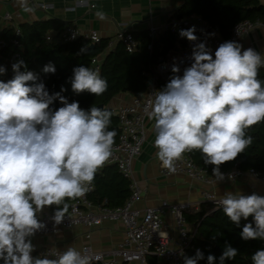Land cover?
<instances>
[{"label": "clouds", "instance_id": "1", "mask_svg": "<svg viewBox=\"0 0 264 264\" xmlns=\"http://www.w3.org/2000/svg\"><path fill=\"white\" fill-rule=\"evenodd\" d=\"M16 2L25 13L35 11L30 0ZM195 31V26L179 31L180 37L194 42L191 66L182 76L177 75L180 68L172 66V77L154 92L146 115L154 121L153 146L163 169L174 174L177 161L197 150L204 163L213 166L216 182H222L226 177L220 166L244 153L253 143L246 130L264 122V86L257 78L264 56L252 48L242 51L235 41L221 43L213 56L206 42L195 43ZM21 68L27 69L23 60L12 65V79L0 80V260L3 264H92L93 258L75 247L49 254L55 258H34L31 237L45 227L37 218L45 207L57 206L51 219L60 225L69 209L67 201L92 190L96 174L113 156L117 133L108 130L113 113L96 106L82 109L77 101L61 95L63 87L50 94L42 81L37 82V74ZM5 72L0 66V75ZM43 72L54 74L56 68L50 62ZM69 81L76 94L100 96L108 88L99 71L85 66L75 67ZM57 99L63 106L53 110L50 105ZM227 179H233L231 173ZM219 203L237 227L242 219L253 218L255 226L243 225V240H264V196L227 192ZM237 254L226 243L219 264ZM204 258L197 249L184 264H198ZM216 259L209 254L207 264H215ZM251 259L253 264H264V249Z\"/></svg>", "mask_w": 264, "mask_h": 264}, {"label": "trees", "instance_id": "2", "mask_svg": "<svg viewBox=\"0 0 264 264\" xmlns=\"http://www.w3.org/2000/svg\"><path fill=\"white\" fill-rule=\"evenodd\" d=\"M189 15L199 16L207 24L216 26L221 37L226 38L236 22L245 19L264 22V4L259 0H183L172 10L170 17ZM65 26H68L67 22L56 18L23 22L19 24V34L14 36L17 45L8 43V48L19 53L16 62L23 60L27 65V69L21 68V71L28 70L37 74V82L42 81L50 94L61 92L63 87L66 90L61 92V95L69 102L77 101L84 110H89L92 106L99 107L101 104L99 108L111 111L108 103L114 95L143 92L147 80L144 73L152 72L159 57L174 48L177 43L176 37L169 32L159 33L151 39L146 29L130 32L137 44L132 51H127L121 41H113L110 37H100L97 42H91L83 36L71 41H61L57 36ZM12 36V27L0 32V37L7 41ZM82 48L85 51L82 52ZM100 54L102 59L99 73L108 82L107 90L100 96L88 92L74 93L69 81L73 69L78 66L90 67L91 59ZM50 62L56 68L54 74L43 72L44 66ZM257 78L264 86V67L258 70ZM167 82L160 80L158 85L165 86ZM61 106L63 105L57 99L50 108L55 110ZM108 130L116 131V142L120 128L114 113ZM246 134L253 137L252 145L234 161L222 164L221 172H225L234 164L245 171L254 169L264 172V122L247 129ZM188 154L198 167L212 176L213 166L204 163L199 151L194 150ZM129 185L130 180L119 172L114 164H107L96 174L92 190L87 193V197L95 205L117 207L124 204L129 197ZM53 210L56 211L57 206ZM184 219L197 227L199 235L193 238L192 248L182 255L181 264H184L186 257H194L197 249L201 250L205 257L198 261V264H207L209 254L214 255L217 258L215 264H219V257L226 243L236 248L238 254L235 259L225 260V264H253V254L259 249H264V240L245 241L240 236L244 224L253 223L255 226L251 216L248 220L242 219L240 227H237L225 216L222 207H215L205 201L199 205L198 210L184 212ZM0 264H3L2 260ZM145 264H156L155 256L149 255Z\"/></svg>", "mask_w": 264, "mask_h": 264}, {"label": "built area", "instance_id": "3", "mask_svg": "<svg viewBox=\"0 0 264 264\" xmlns=\"http://www.w3.org/2000/svg\"><path fill=\"white\" fill-rule=\"evenodd\" d=\"M79 5L93 7L87 0H76L75 6ZM37 6L42 9H48L50 5L38 2ZM3 18L10 24L11 16L9 13H5ZM192 26H195V35L198 37L195 43L206 42V46L209 49H213L225 41H235L254 28L264 26V22L258 19H245L236 22L226 38L221 37L216 26L207 24L201 17L195 15L169 17L164 24L149 28L148 36L151 39L159 33L169 32L176 37L177 43L174 48L167 50L159 57L152 72L144 73L147 79L149 77L152 78L151 85L147 86L143 92L132 93L128 102L111 107V111L117 117L120 131L113 146V156L105 165L114 164L119 172L127 178L131 174L132 160L139 155L144 141L146 109L149 108L150 102L154 98V92L164 88V86H159L158 82L160 80H170L173 75L171 68L174 64L180 68V72L177 75L182 76L184 69L190 67L193 62L191 55L194 42H190L187 38H182L179 35L180 30H186ZM12 29L13 36L8 41L0 37V66L6 69L5 74L0 75V80L4 82L13 78L12 65L16 63L19 57L17 51L8 48V43L17 45V40L14 36L19 34V28L18 26H13ZM78 36L88 38L91 42H97L100 39V35L96 30L79 32L73 26L64 27L57 37L61 41H71ZM113 41H121L127 51L134 50L137 45L130 31L123 27L117 29ZM148 48H150V45H148ZM101 59V54L93 57L89 68L99 71ZM159 167L162 173L169 174L166 169L161 167L160 161ZM244 172L264 181V172L254 169L245 171L236 164L222 173L225 174L226 178L231 173L233 179L230 181H234ZM179 173L206 183L215 181L213 176L208 175L204 169L193 162L188 153H185L184 158L176 163V172L174 174ZM129 186L131 190L129 197L124 204L117 207L95 205L89 200L87 194L82 198L71 200L65 219L60 225H54V221L51 219L55 212L53 208L56 205L45 207L42 212L37 214L38 220L44 223L45 227L35 233V235L54 234L60 229H70L75 226L91 228L105 221H120L124 226V234L118 246L110 252L94 250L89 244H83L80 247L79 251L82 254H87L93 258L92 264H117L118 260L124 264H145L149 255L160 257L168 264H181L182 255L192 248V240L196 236L195 229L189 226L184 219V212L190 210L192 206L188 202L172 203L167 200H161L158 205L138 209L132 205L133 200L138 197V187L132 180H130ZM202 196L205 201L210 202L215 207H222L219 203L221 197L215 196L211 191L204 190ZM166 212L171 214L173 224L169 225L164 222L163 215ZM164 233L167 234L166 237L160 235ZM88 236L86 234V237ZM59 252L63 251L47 246L39 249L35 258L44 256L55 258L49 254Z\"/></svg>", "mask_w": 264, "mask_h": 264}, {"label": "crops", "instance_id": "4", "mask_svg": "<svg viewBox=\"0 0 264 264\" xmlns=\"http://www.w3.org/2000/svg\"><path fill=\"white\" fill-rule=\"evenodd\" d=\"M89 6H75L76 0H30V6L35 11L25 13L16 0H0V32L5 28L18 26L23 22L56 18L75 27L79 32L96 30L100 37L114 38L118 28L123 27L127 31L149 30L164 24L172 10L183 0H87ZM38 2L48 3V9L37 6ZM264 4V0H259ZM67 10L66 8H72ZM9 13L10 24L4 20L3 15ZM102 14L103 18H101ZM66 27V26H65ZM53 33H56L53 31ZM58 38V37H57ZM235 42L242 45V51L248 48L264 56V26L254 28L240 36ZM211 49L214 52L217 49ZM132 93H118L112 97L108 106L114 107L130 100ZM154 121L145 118V137L141 151L131 164V174L128 178L136 183L139 194L132 202L133 207L142 209L146 206L158 205L161 200L172 203L188 202L192 207L187 212L196 211L201 203H204L202 192L211 191L215 196L221 197L227 193H241L250 195L255 192L264 196V181L244 172L239 178L230 181L225 178L222 182L206 183L198 179L190 178L184 174H164L160 171L159 160L153 146L155 139ZM167 224H173V218L169 212L163 215ZM188 223V222H187ZM193 227L198 236L197 227ZM124 226L120 221H105L98 226L86 228L75 226L70 229H60L54 234H37L31 237L34 251L31 255L35 258L36 252L44 247H54L65 251L68 247H75L78 251L83 244H89L92 249L102 252H110L120 243ZM86 234L89 236L86 237ZM156 264H165L160 257L155 256ZM117 264H124L118 260ZM138 264V263H134Z\"/></svg>", "mask_w": 264, "mask_h": 264}, {"label": "water", "instance_id": "5", "mask_svg": "<svg viewBox=\"0 0 264 264\" xmlns=\"http://www.w3.org/2000/svg\"><path fill=\"white\" fill-rule=\"evenodd\" d=\"M92 45V44H91ZM152 84V78L151 77H149L147 80H146V82H145V86L147 87V86H149V85H151ZM99 107H101V104L99 105Z\"/></svg>", "mask_w": 264, "mask_h": 264}]
</instances>
